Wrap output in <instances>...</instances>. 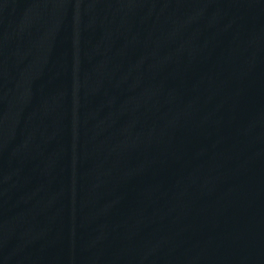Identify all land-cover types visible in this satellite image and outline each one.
<instances>
[{"label":"water","instance_id":"1","mask_svg":"<svg viewBox=\"0 0 264 264\" xmlns=\"http://www.w3.org/2000/svg\"><path fill=\"white\" fill-rule=\"evenodd\" d=\"M263 251L264 0H0V264Z\"/></svg>","mask_w":264,"mask_h":264}]
</instances>
